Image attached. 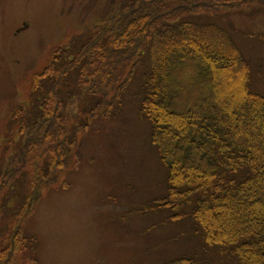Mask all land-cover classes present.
<instances>
[{
    "label": "trees",
    "instance_id": "obj_1",
    "mask_svg": "<svg viewBox=\"0 0 264 264\" xmlns=\"http://www.w3.org/2000/svg\"><path fill=\"white\" fill-rule=\"evenodd\" d=\"M243 10L264 13V0H127L114 16L94 25L75 51L54 56L36 86L45 95L32 99V109L20 122V141L0 165V216L13 201L11 223L0 233V264H11L8 258L23 244L22 222L34 212L43 191L71 168L72 134L78 127L72 130L66 123L61 90L66 77L76 82L91 77V93L103 99L114 94V103L133 93L168 170L169 192L157 208L179 211L195 200L190 237L199 238L203 250L213 249L223 264H264V96L251 91L252 66L233 34L208 19L215 11ZM257 37L264 43V34ZM212 41L214 46L209 45ZM178 57L189 66L168 68ZM141 69L140 82L136 74ZM168 70L176 84L166 77ZM238 72L241 76L235 77ZM134 78L140 90L132 89ZM232 86L239 94L223 104L220 92ZM177 92L183 107L178 106ZM112 105L108 103V115ZM19 183L28 189L16 204ZM236 205L249 207L248 221L242 214L228 225L229 232H219L215 214ZM172 264L199 261L183 258Z\"/></svg>",
    "mask_w": 264,
    "mask_h": 264
},
{
    "label": "rangeland",
    "instance_id": "obj_2",
    "mask_svg": "<svg viewBox=\"0 0 264 264\" xmlns=\"http://www.w3.org/2000/svg\"><path fill=\"white\" fill-rule=\"evenodd\" d=\"M126 2L0 0V165L4 158L10 159L12 147L20 141V122L32 109V99L45 95L36 86L54 56H60L62 50L71 54L88 35L84 33L86 29L114 16ZM252 12L215 11L208 19L233 34L252 66L251 91L264 96V43L257 37L264 34V13ZM201 18L204 17L196 19ZM209 45L214 46L215 42ZM182 61L178 57L168 68H187L189 62ZM141 72L142 69L136 74L140 82ZM240 76L241 72L235 74ZM166 77L176 84L169 70ZM62 83L66 123L72 130L78 127L72 134L76 140L71 144V168L61 175L58 184L43 191L34 212L22 222L20 250L7 262L13 259L11 264H172L193 258L199 264H223L217 252L203 250L199 238L190 237L195 200L179 211L157 208L169 192L168 170L151 142L150 124L140 117V102L133 93L126 95L125 102L114 103V94L103 99L91 93V77H82L79 82L66 77ZM233 88L220 92L223 104L239 94L240 90ZM132 89L140 90L137 80ZM176 100L178 106L183 105L179 94ZM98 102L102 104L97 105ZM108 103L113 104L109 115ZM171 111L182 112L173 108ZM241 126L245 128L246 123ZM256 135L260 137L259 129ZM16 186V193L21 195L15 197L18 204L28 187L21 183ZM243 195H247V206L253 208L249 194ZM12 202L11 198L0 216V233L11 223ZM246 210L236 205L222 214L216 213L218 231L229 232L228 225L241 219L242 214L248 221ZM259 221L263 223L261 217Z\"/></svg>",
    "mask_w": 264,
    "mask_h": 264
}]
</instances>
